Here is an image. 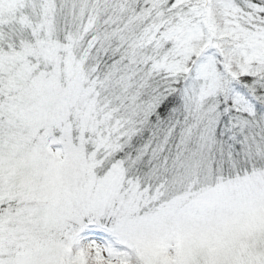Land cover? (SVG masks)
I'll return each mask as SVG.
<instances>
[{"label":"snow or ice","instance_id":"6c2138e0","mask_svg":"<svg viewBox=\"0 0 264 264\" xmlns=\"http://www.w3.org/2000/svg\"><path fill=\"white\" fill-rule=\"evenodd\" d=\"M0 264H264V0H0Z\"/></svg>","mask_w":264,"mask_h":264}]
</instances>
